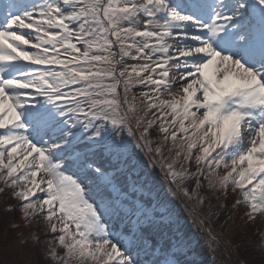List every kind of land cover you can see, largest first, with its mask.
Wrapping results in <instances>:
<instances>
[{"label": "snow or ice", "instance_id": "6c2138e0", "mask_svg": "<svg viewBox=\"0 0 264 264\" xmlns=\"http://www.w3.org/2000/svg\"><path fill=\"white\" fill-rule=\"evenodd\" d=\"M149 165L264 217V0H0V192L47 257L185 264Z\"/></svg>", "mask_w": 264, "mask_h": 264}, {"label": "rangeland", "instance_id": "374dc122", "mask_svg": "<svg viewBox=\"0 0 264 264\" xmlns=\"http://www.w3.org/2000/svg\"><path fill=\"white\" fill-rule=\"evenodd\" d=\"M135 91L138 92L139 90ZM137 135H139V133H137ZM152 139H159L155 132L152 134ZM164 151L165 155L167 156V147ZM159 167L160 166L157 165L155 168L159 169ZM176 170H180L179 164H177ZM191 170L195 171L194 165ZM159 171L161 175L160 183L159 179L149 177V180L154 179L153 184L155 185L156 190L166 195L172 201L176 200V192H180L186 199V202L183 204L178 203L176 209L177 211H180V213H178L179 219L182 222L184 238L188 241L189 247L192 246L193 241L197 237L198 233L199 236L203 238H205L204 236H213L215 241H217L218 236L216 234L220 235V232H222V241L226 240V242H228L229 240L233 239V249L237 258L225 245H223V247H217V251L219 255H221L220 259H225L229 262V264H239L240 261H245L246 264H252L253 261H256L258 264L260 257L258 254L252 251L251 246L258 243H264V228L260 231L249 233L248 231H250L252 227L248 224L247 227H243V230L238 231V234H232L233 230L239 228L240 224L242 225L245 223L246 219L242 215L237 216V214L234 213L236 209H234L231 204H228V202L227 209L222 207L223 202L226 204V197H224L225 195H218L217 193L213 192L209 196V190L207 189L206 182H204L205 187L201 189L203 191L201 197L204 198V202L189 203V197L195 195V181L183 182V186L188 190L189 193L188 196H185L182 191L176 189V185L175 187L163 185V172L161 170ZM173 189L176 191L174 192ZM190 191L193 193V195L190 193ZM18 202L20 203V201ZM187 205H189L191 208L197 209L194 211L189 208L187 209L185 208ZM11 208L12 205H8L7 207L0 205V264H44L42 258L40 256V258L38 257L39 254L35 247L36 243L34 237L42 235L45 237L49 236L47 237L49 242L52 237V233L48 231L45 222L42 224L36 222V224L32 223V225L38 226L36 233L31 232V229H28V227L15 226L14 221H18L19 223V220L16 214L12 212ZM230 214L233 217V220L228 223L230 220ZM201 215H203L204 218L202 220L200 219ZM40 226H42V228ZM193 228L196 230L197 234L195 238L193 237ZM41 229H44V231H41ZM24 238L28 239V243L26 245H22L20 243V241ZM205 241H207V239H205ZM52 244L54 246L55 242L52 241ZM230 247L232 246L230 245ZM58 251H60V254L63 255L62 250L58 249ZM198 251L202 252L201 259L204 261V264H208L211 259V254L209 250L206 249V246L202 247L201 243ZM52 263L56 264V262L53 260Z\"/></svg>", "mask_w": 264, "mask_h": 264}, {"label": "trees", "instance_id": "16d2710c", "mask_svg": "<svg viewBox=\"0 0 264 264\" xmlns=\"http://www.w3.org/2000/svg\"><path fill=\"white\" fill-rule=\"evenodd\" d=\"M165 178V181H164V183L166 184V185H170V183H169V181H168V179L166 178V177H164ZM233 196H234V194L233 193H231V192H229L228 193V195H227V197H226V204H225V206L226 207H228L227 206V202H228V204L230 203V201H232V198H233ZM5 199V198H4ZM7 201H12V200H14L12 197H10V196H7V199H6ZM194 201H197V199H194ZM185 208H189V205H187V206H185ZM189 209H191V210H196L197 208H189ZM236 209V211H235V214H237V216L239 215H242V213L245 211V209H243V208H240V209H237V208H235ZM18 210V209H17ZM200 219L202 220V219H204L203 218V215H201L200 216ZM34 223L36 222V223H40V224H42L44 221L43 220H35V221H33ZM205 222H206V219H205ZM231 222V221H230ZM35 223V224H36ZM32 223H28L27 224V227H28V229H31V232H33V233H36L37 232V228H38V226H35V225H31ZM250 225L251 227H252V229H250V231H248L249 233H253L254 231L255 232H257V231H260L261 229H263L264 228V217H257L256 218V220L255 221H253V222H247V221H245V223H243L242 225L240 224V227L239 228H236V229H234L233 230V232H232V234H238V231H240V230H243V227L245 228V227H247V225ZM180 226H181V224L179 223V228H180ZM41 228H42V226H40ZM41 231H44V229H41ZM223 233H224V231H223ZM216 234V233H215ZM222 232H220V235H218V234H216L217 236H218V239H217V241H215V242H213V247H214V250H215V254H216V257H217V259L219 260V263H221V264H229V262L228 261H226L225 259H220L221 258V255H219V253H218V251H217V247L219 246H221V247H223V245H225L228 249H229V251L230 252H232V254L236 257V255H235V251H234V249H233V246H234V241H233V239H231V240H229L228 242H226V240H224V241H222L223 239H222ZM39 237V239H40V243L39 244H37L36 242V244H35V247H36V249H37V252H38V257L40 256L41 258H42V260L44 261L43 263L44 264H53L52 263V260L51 259H49L48 257H47V253H48V240H47V237H45V236H38ZM45 237V238H44ZM222 241V242H221ZM228 243H229V245H228ZM230 245L232 246V247H230ZM39 257V258H40ZM237 258V257H236ZM235 258V259H236ZM42 260H40V261H42ZM185 264H196V260H195V258H194V256L193 255H191V257L189 258V260H187V261H185Z\"/></svg>", "mask_w": 264, "mask_h": 264}]
</instances>
